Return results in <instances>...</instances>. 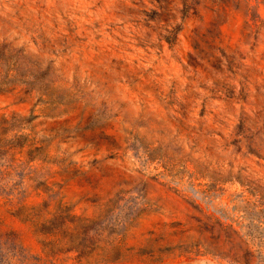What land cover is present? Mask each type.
Instances as JSON below:
<instances>
[{
	"label": "rangeland",
	"instance_id": "374dc122",
	"mask_svg": "<svg viewBox=\"0 0 264 264\" xmlns=\"http://www.w3.org/2000/svg\"><path fill=\"white\" fill-rule=\"evenodd\" d=\"M0 264H264V0H0Z\"/></svg>",
	"mask_w": 264,
	"mask_h": 264
}]
</instances>
